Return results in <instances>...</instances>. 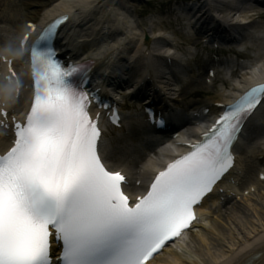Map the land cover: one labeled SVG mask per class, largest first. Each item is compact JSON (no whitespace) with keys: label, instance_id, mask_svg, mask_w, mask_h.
Returning a JSON list of instances; mask_svg holds the SVG:
<instances>
[{"label":"bare ground","instance_id":"obj_1","mask_svg":"<svg viewBox=\"0 0 264 264\" xmlns=\"http://www.w3.org/2000/svg\"><path fill=\"white\" fill-rule=\"evenodd\" d=\"M123 1L124 3H122ZM94 2H97L98 5L95 6L97 8H102L103 5H107V7L123 5V7H126L134 2V0H89L86 9L79 8L77 13L73 15L74 20H72L70 26L66 27L67 37L71 39H75V37H77L78 39L87 38L90 36H97L100 38H113L116 35H123L118 27L107 28L109 17L103 18L100 21H96V24L94 23L93 25L94 28H88V31H82L81 34L77 33L83 30V23L85 21L89 23L91 21V18L96 14V9L92 8V4ZM5 3L8 4L7 8H5ZM212 3H214L217 7H221V4H223L227 7L232 8L229 2L225 3L222 0H196L195 4H193V6L191 7V12L196 14H200L201 12L204 16H208L209 13L207 8ZM72 6L75 7L74 0H8L7 2H4V0H0V19L14 24L16 26V32L18 34L21 32L25 23L24 21L26 19L45 23L51 17H54L57 14L68 12ZM125 9L128 12H130L131 10L128 7H126ZM225 11V14H228L229 16L232 13H230L229 11L231 10L228 9H225ZM128 22V20L123 21V23L126 25ZM235 27L237 29L243 28L241 27V25H235ZM243 30H245V28H243ZM152 42L153 41L151 40L146 44H150ZM159 43H161L162 45L166 44L167 42L165 40H160ZM258 47L259 52L264 49L262 44H258ZM260 59H264V57H260ZM123 60V58L117 59L115 66L117 65L118 68L112 69L113 72L111 73V76L121 78L123 74L119 69H141V63H137L136 66L131 64L128 65L127 62ZM262 66L264 68V63H262ZM183 67L186 66H182L175 62L171 63L170 66L167 62L166 69H171V74L167 73V71H165L161 66H158L157 69L141 70H145V72L147 71L155 73L158 83H161L164 87H167L169 89H174L176 83L178 84V82L183 79L182 76L186 75L188 71V69H184ZM253 69H255L254 71H252L253 74H258L255 75L256 77L259 75H264V69L260 70L258 69V67H255ZM148 74L149 73H147V75ZM172 80L174 83H172ZM181 92L183 93V95L186 94L185 90H181ZM224 95L225 93H221L218 98L213 100L214 102L196 99H192L184 103L177 101L174 104V106L178 109L175 112V117H177L180 121L188 122V120H191L190 118H192L195 111H199V109L207 107L208 104L212 105L214 103V106L215 102H225L226 98ZM179 106H182V108H180ZM213 106L210 107V110L206 116H210L213 113L215 115V112H218V110H216V108H214ZM110 133V135H106L103 145V153L105 155V158L107 159H113L114 157L132 147L134 144L149 143L155 138L152 131L145 128V124L143 122L141 123L139 121L136 122L131 120L126 121L124 126H122L120 129L110 131ZM250 134L254 137L255 129L248 128L245 131V137L247 139ZM261 146H264V143L253 144L252 153H264V148L261 149ZM239 148L243 149L244 147L241 146ZM143 178H147V175H143ZM137 189L142 188L138 187ZM260 197L261 196H259V198ZM263 204L264 201L262 203H254L245 200L242 204L231 205L225 211V213H227L226 219L232 220V225H229L228 229H226L222 225V220H216L212 223V229L214 230V233H212V235L209 237L206 236L203 243H198L201 250H203L207 254V257H205L206 264H241L244 261L253 262L256 260L264 259V242H261V240H264ZM252 211L257 214V218L260 221L262 227H254L253 223H255V220H253L252 223L251 219ZM163 257L164 255L160 256V258L154 260L153 263L159 264L160 262H166L165 264H172L171 262L165 261L168 258L172 259L171 256L166 255L164 258ZM178 258V264H198V262L188 258L187 256H179ZM213 260H215L216 262H214Z\"/></svg>","mask_w":264,"mask_h":264},{"label":"rangeland","instance_id":"obj_2","mask_svg":"<svg viewBox=\"0 0 264 264\" xmlns=\"http://www.w3.org/2000/svg\"><path fill=\"white\" fill-rule=\"evenodd\" d=\"M261 203L264 201V197L263 198H261ZM263 207H264V204H263ZM251 219H252V223H253V220H255V223H253L254 224V227H256V228H260V227H262V225H261V223H260V221L258 220V218H257V214H254V212L252 213V215H251ZM259 221V222H258ZM222 225L226 228V229H228L229 228V225H232V220H227L226 218H224V219H222ZM226 222V223H225ZM251 233V232H250Z\"/></svg>","mask_w":264,"mask_h":264}]
</instances>
